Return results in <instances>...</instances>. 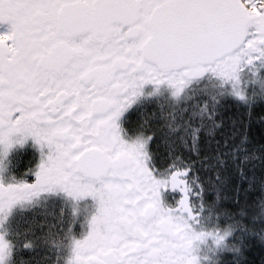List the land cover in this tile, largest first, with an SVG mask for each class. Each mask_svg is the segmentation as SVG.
<instances>
[{
  "label": "snow or ice",
  "instance_id": "6c2138e0",
  "mask_svg": "<svg viewBox=\"0 0 264 264\" xmlns=\"http://www.w3.org/2000/svg\"><path fill=\"white\" fill-rule=\"evenodd\" d=\"M0 264H264V0H0Z\"/></svg>",
  "mask_w": 264,
  "mask_h": 264
}]
</instances>
